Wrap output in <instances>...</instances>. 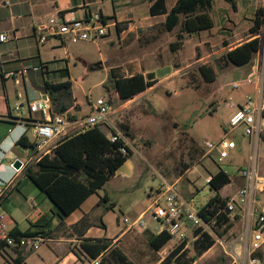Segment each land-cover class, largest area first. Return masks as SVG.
<instances>
[{
  "label": "rangeland",
  "instance_id": "rangeland-1",
  "mask_svg": "<svg viewBox=\"0 0 264 264\" xmlns=\"http://www.w3.org/2000/svg\"><path fill=\"white\" fill-rule=\"evenodd\" d=\"M167 1L170 4L173 0ZM108 6L105 5V8ZM145 7L146 3L142 1L138 7L139 13L145 15ZM97 8L98 5H95L93 11ZM259 8L264 9V0H232V3L213 0L209 13L215 28L187 36L179 50L171 51L168 47L169 42L175 41L178 27L169 34L164 33L161 27L163 18H155L151 20L155 27L153 30H143L139 40L130 41L125 46L118 42L116 36L113 37V48L107 38L93 42L66 39L63 48L44 52L45 60L55 56L67 61L76 103H70L71 116L82 118L91 112L97 99H107L113 109L109 116L111 124L123 133L120 125H126L129 129L130 136H125V143L132 152L131 160L135 167L133 176L124 179L125 168H120L92 199L109 193L112 199L120 201L121 211L130 223L132 216L150 204L145 192L158 186L163 179L168 183H176L178 193L184 198L189 194L187 199H193V205L199 209L216 194L206 184V179L222 170L232 180L220 191L221 198L229 203L232 227L225 233L219 230L222 236H216L213 232L212 236L215 241L221 238L224 242H230L240 234L242 212L231 200L236 199L237 190L244 184L237 173L239 168H246L247 150L244 148L242 152H233L229 159L219 164L216 162V151L205 155L207 149L204 142H216L227 134L228 118L234 111L227 107L229 100L236 107L242 97H256V93H253L255 84H245L256 69V85L264 91V24L259 33L261 47L249 64L242 67L229 64L228 68H222V55L226 52L224 45H235L237 41L250 37L252 19ZM152 36L156 38L155 41L150 40ZM206 63H212L217 71L213 82H205L198 71V67ZM130 64L148 73V81L153 79V83L161 82L148 93L123 102L106 77L111 67L116 68L118 75H127ZM60 68H66L65 63ZM179 68L180 71L168 76ZM164 75L168 77L159 79ZM235 83L240 84L237 90L233 89ZM240 133L241 129H237L227 138L239 140ZM26 136L33 141L31 131ZM243 144L246 147L245 141ZM188 167L189 172L177 180ZM260 172L264 175V159L260 161ZM123 191L125 194L121 193ZM140 193L142 198L135 207H131ZM262 203L264 195H259L258 204ZM109 204L101 201L100 206L91 209L88 222L107 224L112 232L121 225L122 222L118 224L117 218L122 213L107 212ZM143 221L145 224L153 221L151 214L147 213ZM134 229L138 231L136 227ZM219 246L217 244L215 248ZM193 253L192 248H189V256ZM262 255L264 248L259 252L261 258ZM3 262L4 259L0 257V264ZM30 262H36L33 256Z\"/></svg>",
  "mask_w": 264,
  "mask_h": 264
},
{
  "label": "crops",
  "instance_id": "crops-1",
  "mask_svg": "<svg viewBox=\"0 0 264 264\" xmlns=\"http://www.w3.org/2000/svg\"><path fill=\"white\" fill-rule=\"evenodd\" d=\"M142 1L146 3L145 9L147 13L145 15L139 13L138 7ZM176 1L173 0L169 4L165 0L167 10H170ZM107 4L109 6L106 9L105 5ZM95 5H98V8L93 11ZM149 7L150 3L147 0H0V34H5L8 39L6 42L0 43V215L3 216L7 227L8 223H10L8 227L10 231L16 228L20 233L45 234V236L30 239L29 243L33 239H41L43 242L36 250L26 248L22 256H18L10 248L2 250L0 257L4 259V262L1 264H16V260L20 259H23L21 264H32L30 262L32 256L36 260L34 264H92L94 261L100 263L101 257L106 255L107 251L111 248L120 250L132 264H162L168 254L183 242L185 245L176 257L181 253L185 254L184 260L181 261L182 264L194 257V253L192 256H189V248H192V251H194V242L200 238V234H195L196 229L189 225L185 228L186 239L184 241L178 242L170 238L159 250H154L150 246L149 241L165 231L153 218V221L147 222L144 228H136L138 231L134 228L130 229L128 224L123 221V219L127 218L121 211L120 201L112 199L110 194L105 192L102 197L106 198L107 202L110 203L106 207L107 212L115 213V211H120L122 213L121 217L117 218L118 224L122 222L121 225H118L117 231L111 232L107 224L100 225L98 222H88L91 209L100 206L101 203V196L98 199H92L97 193L89 196L78 209L61 219L53 204L25 176L24 169L30 164L21 166L19 170L12 168L14 161L19 160L22 163H26V160L31 155L29 148L16 145L17 140L21 136L22 127L12 121V107L17 102L30 103L46 95L44 89L45 78L52 83L64 81L66 78H61V74L59 73V70L62 69L60 66H63V63H65L69 74L67 61L57 59L55 56H52V59L48 58V60H45L44 56V52L47 50L63 48L67 41L66 38H50L44 43H38L33 32L35 25L56 15L83 20L93 14L100 13L103 17H107L108 20L106 21L111 24L108 34L104 38L108 39V43L113 48V37L116 36L118 42L125 46L130 41L139 40L140 33L143 30H153L155 27L152 25V19L163 18L161 27L164 33L169 34L178 27L175 41L168 43V47L171 49V45L173 46L177 41V35L181 34L180 26H177L171 32H167L164 28L165 15L150 16ZM254 19L255 13L252 19V27L254 26ZM246 20L250 19L246 18ZM213 23L214 25L210 30L216 26L214 20ZM260 30L261 28L258 29L257 33H250V37L237 41L235 45L225 44L224 48L226 52L255 37L260 40ZM208 31L182 34L183 38L176 47V50H179L180 46L183 45L187 36L198 35ZM150 40L155 41L156 38L152 36ZM33 66L42 67V70L38 72L29 71L26 79L6 76L9 72H17L24 67ZM110 69L116 68L111 67ZM178 71H180V68L168 76ZM256 72L257 69L254 75L246 80V85H253L250 81L253 77H257ZM137 73L142 74L144 77L148 75V73L139 71L130 64L128 66V74L121 77H130ZM168 76L164 75L159 79H165ZM68 78L71 81L70 74ZM160 82V80L154 82L151 87L146 88L132 99L153 90ZM238 85V88H240V84ZM254 92L256 93V84L253 88ZM262 95H264V91H262ZM244 100L245 97L239 99L238 105L242 104ZM11 101L13 102L11 103ZM73 102L75 103V99ZM67 114H71V108L68 109ZM103 132L105 133L104 130ZM232 140L236 143V148L233 152H242L244 148H246L247 153L249 152V139L243 137L242 133L239 135V140ZM243 141H245L246 147H244ZM122 167L125 168L123 173L124 179L133 176L135 167L131 159L127 160L120 168ZM189 170L190 167L177 180L182 178ZM212 175L214 174L209 175L208 178ZM231 183L232 180L230 179L229 184ZM155 187L145 192V196L150 201V204L153 201L152 195L156 190ZM220 191L219 194L221 195ZM121 193L125 194L124 191ZM260 195L262 196L264 193ZM188 196L189 194H186L187 198ZM141 198L142 195L140 193L131 207H135ZM150 204L137 215L133 214L135 216H132L131 221L141 216L144 217ZM111 206L113 207L109 209ZM95 240H102L109 243V245L105 251L101 252L96 258H93L83 249L82 244ZM217 244L218 242L215 241V244L209 250L195 258L191 264H237L224 253L219 244V248H215ZM235 249L238 253L239 246L237 245ZM261 261L264 264V255H262ZM170 264H177V262L173 258Z\"/></svg>",
  "mask_w": 264,
  "mask_h": 264
},
{
  "label": "trees",
  "instance_id": "trees-1",
  "mask_svg": "<svg viewBox=\"0 0 264 264\" xmlns=\"http://www.w3.org/2000/svg\"><path fill=\"white\" fill-rule=\"evenodd\" d=\"M147 1L150 3V16L165 15L164 28L167 32H171L177 26H180L181 34L177 35L176 43L173 46L171 45V51L176 50V47L180 44L183 38L182 34L210 30L214 25L209 13L213 0H177L170 10L165 7V0ZM225 1L232 3V0ZM103 19L108 20L107 17H103ZM262 24H264V9L259 8L255 11L254 26L250 29V33H257ZM260 47V40L255 37L227 51L222 57L224 61L222 68H226L229 64L234 66L247 64L259 51ZM40 69L42 70V67ZM198 71L205 82H213L217 75L215 66L212 63L199 66ZM59 73L61 78H66L64 81L52 83L46 78L44 79V89L50 99L51 111L54 115L66 114L71 101H74L71 90L72 82L67 79L69 76L67 69H60ZM147 78L139 73L123 78L117 74L116 69H110L106 81L112 85L118 98L126 102L154 84L153 81H148ZM67 117L70 120L77 119L75 116L68 114ZM120 128L124 131L125 136H130L126 125H120ZM16 145L31 148L34 143L26 135H23L17 140ZM122 146L123 141L121 139L111 142L101 128L95 127L63 139L56 146L52 155L43 157L38 162L25 167L24 174L53 204L59 217L63 219L78 209L89 196L97 193L113 177L115 172L127 160L131 159V150L126 147L127 151L123 154L120 151ZM229 183L228 174L222 170L212 175L207 185L216 194L209 198L199 208L198 212L204 223L211 225V228H217L211 229L216 236H222L232 227L229 218L231 209L227 205V200L222 199L219 194V191ZM100 200L108 201L104 197ZM112 207H109V209ZM219 230H222L223 233H219ZM195 234H200V238L193 245L194 257L184 264H191L195 258L215 244L214 237L202 228L196 229ZM10 236L13 238L15 245L8 246L4 241H0V252L5 248H10L18 256H22L29 239L45 236V234L20 233L14 228L10 231ZM169 239L170 236L163 232L152 238L149 243L154 250H159ZM108 245L109 243L102 240H95L82 244V247L91 257L96 258L107 249ZM184 245L183 242L174 248L162 264H170L173 258L177 264H182L181 261L184 260L185 254L181 253L177 257L176 255L183 249ZM22 262L23 259L16 260V264ZM100 264L132 263L120 250L111 248L106 255L101 257Z\"/></svg>",
  "mask_w": 264,
  "mask_h": 264
},
{
  "label": "built area",
  "instance_id": "built-area-1",
  "mask_svg": "<svg viewBox=\"0 0 264 264\" xmlns=\"http://www.w3.org/2000/svg\"><path fill=\"white\" fill-rule=\"evenodd\" d=\"M110 26L111 24L99 13L83 20L56 15L36 24L33 32L38 43H44L50 38H66L72 42H93L104 38ZM7 40L5 34H0V43ZM40 70L39 66L24 67L17 72H9L6 76L26 79L29 71ZM250 82L257 84V77H253ZM238 87V84L233 85V89ZM256 93L255 98L245 97L244 102L237 104L236 107L229 100L227 107L234 111L228 118L227 134L216 142L210 140L204 142L207 149L205 155L216 151V162L220 164L229 159L231 152L236 148L235 141L228 139L227 135L241 129L242 136L249 139L248 163L244 170L239 168L237 173L244 184L237 190L236 199L231 200L242 212L241 232L230 242H224L221 238L217 240L224 253L237 264H262L259 252L264 246V203L258 204V195L264 193V175L260 172V161L264 159V95L258 85H256ZM12 113V121L22 127L21 136L31 131L33 137L31 142L34 145L29 148L31 155L26 163L21 162V166L36 163L43 157L52 155L63 139L95 127L103 129L111 142L121 139L123 146L120 151L123 154L127 151L124 133L111 124L109 116L113 113V109L107 99H97L89 114L75 120H70L66 114H52L51 102L47 94L30 103H15ZM209 180L210 178L206 179V184ZM152 197L153 201L146 213L151 214L171 239L184 241L187 225L195 229L202 228L212 235V231L209 230L212 226L203 222L198 214L199 209L193 205V199L184 198L178 193L176 183H168L161 179ZM123 221L130 229L145 227L143 216L130 223L127 219ZM0 241H4L8 246L15 245L2 215H0ZM42 242L41 239H33L31 243H27L26 248L36 250ZM237 245L238 253L235 249ZM92 264L100 263L94 261Z\"/></svg>",
  "mask_w": 264,
  "mask_h": 264
},
{
  "label": "water",
  "instance_id": "water-1",
  "mask_svg": "<svg viewBox=\"0 0 264 264\" xmlns=\"http://www.w3.org/2000/svg\"><path fill=\"white\" fill-rule=\"evenodd\" d=\"M12 168L14 170H19L21 168V162L19 160L14 161Z\"/></svg>",
  "mask_w": 264,
  "mask_h": 264
}]
</instances>
